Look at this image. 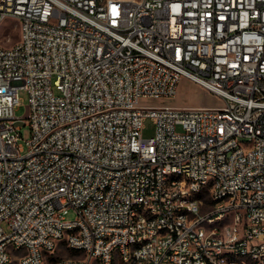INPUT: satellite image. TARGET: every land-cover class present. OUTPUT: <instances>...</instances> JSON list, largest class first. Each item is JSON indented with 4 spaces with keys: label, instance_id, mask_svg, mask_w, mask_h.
Returning <instances> with one entry per match:
<instances>
[{
    "label": "built area",
    "instance_id": "built-area-1",
    "mask_svg": "<svg viewBox=\"0 0 264 264\" xmlns=\"http://www.w3.org/2000/svg\"><path fill=\"white\" fill-rule=\"evenodd\" d=\"M9 17L0 264H264V0H0ZM183 77L222 104L144 102ZM61 243L82 256L49 261Z\"/></svg>",
    "mask_w": 264,
    "mask_h": 264
},
{
    "label": "rangeland",
    "instance_id": "rangeland-1",
    "mask_svg": "<svg viewBox=\"0 0 264 264\" xmlns=\"http://www.w3.org/2000/svg\"><path fill=\"white\" fill-rule=\"evenodd\" d=\"M20 38V28L18 21L14 18H5L0 23V42L5 45H11L18 41ZM148 104H171L178 106H197V105H208L216 106L222 104V99L203 87L201 84L189 79L188 77H183L179 83L177 94L174 97H163L160 100H147L144 101ZM17 120L15 121L16 126H20V137L19 142L23 144L25 151L28 150L26 141L31 137V127L28 122V117L30 115V103L29 95L27 90L22 89L20 91V105L15 111ZM178 131H182L181 126L177 127ZM156 123L150 117L144 120L143 136L150 137L155 134ZM76 217V212L74 209L70 208L66 214V219H74ZM52 259L49 261H54L56 259L65 257L82 256L79 253H75L70 250L64 243L59 244L58 248L54 251ZM7 264H18L17 259L13 262ZM114 264H122L117 261Z\"/></svg>",
    "mask_w": 264,
    "mask_h": 264
},
{
    "label": "trees",
    "instance_id": "trees-1",
    "mask_svg": "<svg viewBox=\"0 0 264 264\" xmlns=\"http://www.w3.org/2000/svg\"><path fill=\"white\" fill-rule=\"evenodd\" d=\"M72 251L76 253V251H74V250H72Z\"/></svg>",
    "mask_w": 264,
    "mask_h": 264
}]
</instances>
